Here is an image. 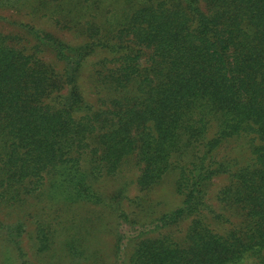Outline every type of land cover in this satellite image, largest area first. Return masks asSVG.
Returning <instances> with one entry per match:
<instances>
[{"label":"trees","instance_id":"1","mask_svg":"<svg viewBox=\"0 0 264 264\" xmlns=\"http://www.w3.org/2000/svg\"><path fill=\"white\" fill-rule=\"evenodd\" d=\"M0 8L26 19H4L15 31L0 30V202L19 207L48 194L69 207L118 204L124 189L106 199L93 182L132 158L140 191L178 170L182 197L137 229L132 264L246 256L264 264V0H0ZM91 58L94 102L81 85ZM239 140L238 155L218 156ZM220 176L229 183L217 209L205 195ZM36 238L45 250L48 234Z\"/></svg>","mask_w":264,"mask_h":264},{"label":"rangeland","instance_id":"2","mask_svg":"<svg viewBox=\"0 0 264 264\" xmlns=\"http://www.w3.org/2000/svg\"><path fill=\"white\" fill-rule=\"evenodd\" d=\"M19 15L15 10L0 8V18H3L0 30L14 32L15 28L4 19L26 20ZM45 28L68 42L76 43L69 33L59 31L54 25L48 24ZM46 59L52 61L51 56ZM94 60L88 61L81 77L83 93L92 102L90 75ZM242 143L239 140L224 146L218 156L238 155ZM178 172H166L156 185L142 192L137 183L139 168L135 159L128 158L114 176L93 182L94 190L106 199L124 189L120 202L110 206L82 202L69 207L55 203L48 194L26 197L20 208L0 202V264H132L131 255L140 225L180 206L182 197L176 191ZM228 183L226 176L213 178L205 202L218 209L215 196ZM120 214L123 216L119 217ZM187 225L185 221L174 229L185 231ZM18 227L20 229L16 231ZM38 230L48 234L45 250L39 248ZM118 233L122 234V240L117 252ZM12 237L17 246L10 241ZM257 262L254 257L246 256L239 264Z\"/></svg>","mask_w":264,"mask_h":264}]
</instances>
